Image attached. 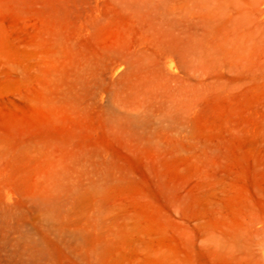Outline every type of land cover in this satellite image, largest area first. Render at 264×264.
<instances>
[{"label": "rangeland", "instance_id": "rangeland-1", "mask_svg": "<svg viewBox=\"0 0 264 264\" xmlns=\"http://www.w3.org/2000/svg\"><path fill=\"white\" fill-rule=\"evenodd\" d=\"M0 264H264V0H0Z\"/></svg>", "mask_w": 264, "mask_h": 264}]
</instances>
